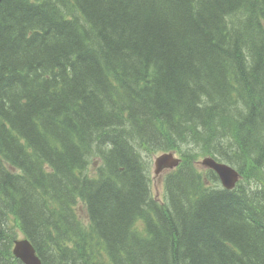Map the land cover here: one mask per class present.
Here are the masks:
<instances>
[{
    "label": "trees",
    "instance_id": "obj_1",
    "mask_svg": "<svg viewBox=\"0 0 264 264\" xmlns=\"http://www.w3.org/2000/svg\"><path fill=\"white\" fill-rule=\"evenodd\" d=\"M0 225V264H264V0H4Z\"/></svg>",
    "mask_w": 264,
    "mask_h": 264
},
{
    "label": "bare ground",
    "instance_id": "obj_2",
    "mask_svg": "<svg viewBox=\"0 0 264 264\" xmlns=\"http://www.w3.org/2000/svg\"><path fill=\"white\" fill-rule=\"evenodd\" d=\"M237 55V54H236ZM238 62V61H237ZM240 65V64H239ZM165 76V75H164ZM255 113V112H254ZM20 127V125H19ZM20 129V128H18ZM175 130V129H174ZM34 132V131H33ZM108 136V135H106ZM29 137V136H28ZM112 138V137H111ZM12 139V138H11ZM6 142V141H5ZM8 147V146H7ZM6 147V149H8ZM5 149V150H6ZM18 155V154H17ZM144 157H145V160L146 161H149V165L151 164V161H152V158L153 157H156L155 160H170L172 162V164L170 166H168L165 170V172L167 173H171L173 171H175L177 168H179V166L182 164L183 162V158L175 151H170V152H165V153H160V154H157V155H154L152 157H148L147 154H143ZM178 155V156H177ZM48 156V155H47ZM203 158L201 161L200 159ZM197 162H196V165L202 170H210V171H215L216 169L219 168V170H224L226 168H229L227 169V173L229 172V176H231V173H234L236 174L237 176L235 177H232V178H227V179H222L220 173H219V183L220 185L222 186L223 189H226V190H233L236 188V186L238 185V183L240 182L241 180V174L239 173L238 169L236 167H234L233 165L225 162V161H219L217 159H215L214 157H211V156H204V157H201ZM47 167V164L45 165ZM223 168V169H222ZM48 169V168H47ZM137 172V171H136ZM231 172V173H230ZM141 173V172H140ZM148 173V172H147ZM139 175V174H138ZM137 175V176H138ZM149 175V174H148ZM140 176V175H139ZM226 176V174H225ZM140 178V177H138ZM131 179V178H130ZM133 180V179H132ZM141 180V178H140ZM152 180V179H151ZM141 181H139L140 183ZM80 184V183H78ZM140 185V184H139ZM80 186V185H79ZM151 188H152V184H151ZM177 194V193H176ZM181 194V193H180ZM152 195H153V192H152ZM182 195V194H181ZM178 196H179V193H178ZM150 197H152L150 195ZM165 197H166V191H165V194H164V199L163 200H159L156 196L153 195V198L155 200H157L158 202H160L161 204L165 205L166 202L164 201L165 200ZM173 197V196H172ZM89 199V198H88ZM91 199V198H90ZM167 200V199H166ZM208 200V199H207ZM149 201V200H148ZM174 201V200H173ZM97 203V202H96ZM174 204V203H173ZM217 204V203H216ZM172 205V204H171ZM176 205V204H175ZM174 205V206H175ZM214 205V204H213ZM24 206V205H23ZM97 206V205H96ZM104 206V205H103ZM111 207V206H109ZM125 207V206H124ZM206 207V206H205ZM178 208V207H177ZM229 208V207H228ZM77 209H78V212H79V215H83V211H85V214L83 217H80L81 220L83 221V223L86 225V226H89L90 225V220L88 219V216L86 214V210L84 208V205H83V202L79 199L78 200V204H77ZM173 209V207H172ZM167 210V209H166ZM239 214V213H238ZM96 215V214H95ZM131 215V214H130ZM165 215V214H164ZM31 216V215H30ZM167 216V215H166ZM211 220V219H210ZM28 221H29V216H28ZM259 221V220H258ZM5 222V221H4ZM200 223V222H199ZM198 224V223H197ZM3 225V224H2ZM1 226V225H0ZM4 226V225H3ZM1 229V228H0ZM5 229V228H4ZM200 229V228H199ZM19 233V232H18ZM19 235H22L23 238H19ZM18 235V238L14 241V244H13V247H12V253L14 255V257L16 259H18L22 264H28L27 263V258L26 256L24 255H21V256H17L16 254V245L18 242H25L29 245V247H31V250L32 252H29L28 253V257L31 258V259H34V258H37L38 260H42L40 258V256L38 255L37 253V250L35 248V246L33 245L32 241L24 236L22 233H19ZM191 239V238H190ZM191 243V242H190Z\"/></svg>",
    "mask_w": 264,
    "mask_h": 264
},
{
    "label": "rangeland",
    "instance_id": "obj_3",
    "mask_svg": "<svg viewBox=\"0 0 264 264\" xmlns=\"http://www.w3.org/2000/svg\"><path fill=\"white\" fill-rule=\"evenodd\" d=\"M210 64H212V63H210ZM262 69H263V67H262ZM216 70L217 69L215 67H213V71L216 72ZM155 158L156 157H153L152 161H151L152 168H151L150 177L152 179V192L159 200H163L164 199V192H165V179H166L165 177H166L167 172H164L162 174H157V175L155 174V166H154ZM202 159L203 158H201L200 161ZM148 166H149V162H148ZM202 172H204L203 169H202ZM82 213L84 215L85 211H83ZM19 238H23V236L19 235Z\"/></svg>",
    "mask_w": 264,
    "mask_h": 264
},
{
    "label": "water",
    "instance_id": "obj_4",
    "mask_svg": "<svg viewBox=\"0 0 264 264\" xmlns=\"http://www.w3.org/2000/svg\"><path fill=\"white\" fill-rule=\"evenodd\" d=\"M2 1L3 0H0V4H1ZM157 163H158L159 168H161L164 165L170 164L172 162L170 160H158ZM227 169H229V168H226L224 170L219 171L222 179H225V173H227ZM233 176L235 177L236 175L234 174ZM233 176H229L227 178H232ZM29 252H32V250H31V247H29V245L27 243L21 242V241L17 243V245H16V253L17 254L16 255L18 257L21 256V255L26 256V258H27L26 260H27L28 264H41L40 260H38L37 258H34V259L29 258L28 257V253Z\"/></svg>",
    "mask_w": 264,
    "mask_h": 264
}]
</instances>
